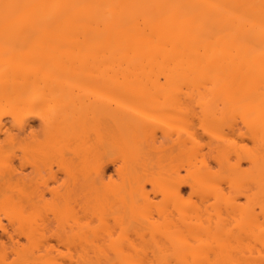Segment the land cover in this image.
I'll return each mask as SVG.
<instances>
[{
  "label": "bare ground",
  "instance_id": "1",
  "mask_svg": "<svg viewBox=\"0 0 264 264\" xmlns=\"http://www.w3.org/2000/svg\"><path fill=\"white\" fill-rule=\"evenodd\" d=\"M4 157L0 264H264V0H0Z\"/></svg>",
  "mask_w": 264,
  "mask_h": 264
},
{
  "label": "rangeland",
  "instance_id": "2",
  "mask_svg": "<svg viewBox=\"0 0 264 264\" xmlns=\"http://www.w3.org/2000/svg\"><path fill=\"white\" fill-rule=\"evenodd\" d=\"M151 19H152V18H151ZM93 91H94V90H93ZM93 91H90V90L87 91V90H85L84 92H79V94H81V95L84 94L86 97H87V96L92 97V96L95 95L94 93H97V92H93ZM76 93H77V92H76ZM153 113H154V112H152V115H153ZM30 115H31V117H32V118H31V119H32V123H34V124L37 123V120H36L35 117L33 116L34 113H33V114H30ZM154 115H155L156 117H159V116L156 115L155 113H154ZM154 119H156V118H154ZM157 119H158V118H157ZM163 119H164V121H166V122H164V123H161V122H160L161 124L158 123V125H157L158 127H157V130H156V131H158V133H160V131H161L160 127H163L164 125H165V127H166V126H168V124H172L173 122H175V120H171V121H172V122H171V121H167V120H166L167 118H162V120H163ZM237 120H238V119H237ZM155 121H156V120H155ZM157 122H158V121H157ZM238 122H240V121H238ZM175 123H176V122H175ZM175 123H173V124H175ZM162 124H163V125H162ZM173 124H172V125H173ZM160 125H162V126H160ZM239 125H240V123H239ZM168 127H170V126H168ZM155 128H156V127H155ZM158 128H159L160 130H158ZM166 128H167V127H166ZM164 129H165V128H164ZM168 129H169V128H168ZM172 129H173V128H172ZM199 130H201V129L199 128ZM199 130H198V132H199L198 136H200V140H201V142L204 143V142L207 140V138H206L207 136L205 137V134L203 135L202 130H201V131H199ZM225 131H226V130H225ZM201 132H202V133H201ZM201 138H202V139H201ZM41 139H43V137H41ZM43 140H44V139H43ZM43 140H42V141H43ZM45 142H46V141H45ZM248 142H249V141H248ZM248 142H247V143H248ZM250 142H251V141H250ZM250 142H249V143H250ZM249 143H248L247 145H249ZM42 144H43V143H42ZM42 144H41V145H42ZM45 144H46V143H45ZM250 144H251V147H252V146H253V143H250ZM41 147H44V146H41ZM37 148H38V147H37ZM39 148H40V147H39ZM160 148H161V147H160ZM160 148H159V149H160ZM244 148L247 149L246 144H245ZM252 148H253V147H252ZM159 149H157V150L155 149V150H154L155 153L152 152V153H153V156H154V157L152 158V163H153L154 161L157 160V159H155V155L158 154V153L160 154V152H162V151H160ZM37 150H38V149H37ZM161 150H162V148H161ZM200 150H201V149H200ZM200 150L198 149V151H200ZM156 151H157V152H156ZM158 151H159V152H158ZM201 151H202L203 153H208V154H209V152H210L206 146H204V147L202 148ZM202 152H201V153H202ZM215 152H216V151H215ZM215 152H214V150H213L212 152H210V155H211V153H215ZM243 152H244V154H245V151H243ZM194 153H197V152H194ZM5 154H6V153H5ZM159 154L156 155V158H157V156H160V155H161V154H160V155H159ZM190 154H191V153H190ZM208 154H205V156L208 155ZM198 155H199V154H198ZM212 155H213V154H212ZM241 155L244 156L243 154H241ZM4 156H5V155H4ZM186 156H188V155H186ZM200 156H202V154H201ZM200 156H199V157H200ZM197 157H198V156H197ZM199 157H198V158H199ZM207 157H208V158L211 157L208 161L212 162V165L215 167L216 164L214 165V159L212 158V156H210V157L207 156ZM232 157H235V156L233 155ZM232 157L230 158V159H231V160H230L231 162H232V160H235V158H237V157H235V158H232ZM160 158H161V157H160ZM200 158H201V157H200ZM208 158H207V159H208ZM6 159H7V158L4 157V159H3V160L0 159V161H2L3 164H4ZM56 159L59 160L58 158H56ZM158 159H159V157H158ZM186 159H187V158H186ZM188 159H189V157H188ZM192 160H195V156H194V158H193ZM243 160H244V159H243ZM196 161H198V160H196ZM53 162H55V161H53ZM58 162L60 163V161H58ZM233 162H234V161H233ZM246 162H248V161H246ZM246 162H244V161L242 162V161H241L243 167H247V166L249 165V164L246 163ZM55 163H56V164H59V163H57V162H55ZM55 163H53L52 166H53L54 168H53V167H52V168H53V170H58L59 167H57V165H56ZM154 163H155V162H154ZM156 163H157V161H156ZM3 164H0V165H3ZM50 164H51V162H50ZM59 165H60V164H59ZM153 167H154V165H153ZM214 167H212V168L214 169ZM216 167H217L218 170L220 169V168H218V166H216ZM243 167H242V168H243ZM40 169H41V173L44 174L43 177H41V176H36V172H37L36 167H35V168H32V167L30 166V164L26 166L25 171H26V172H32V174L35 176V178H34V180H33L34 183H36L37 186H38L42 191L45 190V194H44V198H45V200L42 201V202L40 203L41 206L38 207L37 210H34V209H33V210H32L33 212L31 211V213L29 212V213H30V217H31V219L34 218V219H36L37 221L42 222V220H45V218H46L47 216H49V217L51 216L50 209L52 208V204H51V202H50V198H51L52 195H51L50 192H48L46 189L51 188L52 186H56V185H58L61 181H58L57 178H56V179H53V177H52L53 172H52V171H51V172H50V170H49V172L46 171L47 169L45 170V167H44V168H40ZM224 169L226 170V168H224ZM215 170H216V169H215ZM215 170H214V171H215ZM222 171H224L223 168L221 169V171L216 172V176H220L221 173L224 174V172H225V174H226V171H227V170L224 171V172H222ZM181 172H182V173H185L184 169L181 170ZM227 172H228V171H227ZM59 173H61L60 176H62V171L58 172V174H59ZM214 173H215V172H214ZM217 173H219V175H218ZM223 174H222V175H223ZM211 175H214V174H211ZM58 177H59V176H58ZM59 180H60V178H59ZM32 183H33V182H32ZM45 187H48V188H45ZM169 187L171 188V186H169ZM169 187H168V189H169ZM59 188H61V187H59ZM189 188H190V187H188V186L185 188V190H186L185 194L187 193V195H188V193H189ZM227 188H228V187L226 186L225 189H223V192H224V190L228 191ZM229 189H231V188H229ZM233 189H234V188H233ZM226 191L224 192V197L226 196V195H225V194H226ZM236 191H237V190H236ZM231 192L234 193L235 191L231 190ZM231 192H230V193H231ZM227 193H228V192H227ZM233 193L230 194V195L232 196V195L236 194V193H234V194H233ZM238 193H239V191H238ZM219 195H220V194H219ZM221 195H223V193H221ZM230 195H229V197H231ZM240 195H241V194H240ZM240 195H239V194H238V195L236 194L235 197H232V198H235V199H234L235 202L238 200L237 203H240V202H241V203H244V202H243V201H244V198H243V197H245V196H243V195L240 196ZM236 196L239 197L237 200H236V198H237ZM218 197H221V196H218ZM232 198H231V199H232ZM220 199H221V198H220ZM220 199H219V200H220ZM225 199H226V198H225ZM228 199H229V198H228ZM213 200H214V199H213ZM213 200H211V202H212ZM217 201H218V200H217ZM222 202H223V200H221V203H222ZM227 202H228V204H229V201H227ZM230 202H233V201L231 200ZM218 203H219V202H218ZM219 205H220L221 207L224 206V215H225V210H226L225 206H226V205L224 204V202H223V205L220 204V203H219ZM219 205H218V207H219L220 209H222ZM219 208H218V209H219ZM257 208H258V210L261 209L260 207H257ZM152 209L154 210V207H152ZM220 209H219L220 213L223 214V211L220 210ZM260 212H261V210H260ZM262 212H263V213H261V214L264 215V209L262 210ZM61 214H62V216H65V217H66V216L69 215V214L71 215V211H69V209H68V210H64V211L62 210V211L60 212V215H59L60 217H61ZM261 214H260V220H261V216H262ZM154 215H155L154 217L157 218V215H156V214H154ZM219 216H220V215H219ZM222 216H223V215H222ZM60 217H59V218H60ZM65 217H64V218H65ZM227 217H229V216H227ZM227 217L225 218V216H224L223 219H224V220H225V219H228ZM263 217H264V216H263ZM263 217H262V218H263ZM61 218H62V217H61ZM62 219H63V218H62ZM218 219L221 220L219 217H218ZM223 219H222V220H223ZM4 220H5V219H4ZM160 220H161V219H160ZM228 220H229L230 222H229ZM228 220H225V221H226L225 228H220V229H219V231H220L219 233H220V234L218 233V235H217V237H218L219 239L216 238V240H222L220 237H224L223 234H226V230H225V229H227L228 226H229L230 224H232V222H231V218L228 219ZM262 220H263V219H262ZM225 221H223V222H225ZM227 221H228V223H227ZM154 222H156V221H154ZM220 222H221V221H220ZM228 224H229V225H228ZM153 225H154V224H153ZM161 225H162V222H161ZM227 225H228V226H227ZM157 227H160V223H159V221L155 223V225H154L153 228L156 229ZM226 227H227V228H226ZM229 227H230V226H229ZM231 227H232V226H231ZM233 227H234V226H233ZM229 229H230V228H229ZM235 229H237V228H235ZM222 230H223V231L225 230V231H224V233H223L222 236H221V233L223 232ZM227 230H228V229H227ZM153 231H155V230H152V232H153ZM234 231H235V230H234ZM227 232H228V231H227ZM236 232H237V231H236ZM230 233H233V232H231V230H230ZM228 235H229V232L226 234V238H227V237H228V238H227V239L223 238V240H222V245H223L224 243H226L225 240H228V239H229V241L231 242V239H232V238L230 239L229 236H232V234H230L229 236H228ZM147 237H148V236H147ZM146 239H147V238H146ZM153 239H154V238H153ZM153 239H152V240H153ZM240 241H241V245H242V246H245V245L248 243L247 235L242 236ZM137 242H138V241H137ZM153 242H154V241H152V244H153ZM215 242H216V241H215ZM215 242H214V243H215ZM219 242H221V241H219ZM230 242L227 243V245L230 244ZM252 242H253V241H252ZM23 243H25V244L27 245V241H26V239H23ZM143 243H144V242H143ZM254 243H255V241H254ZM140 244H141V247H142V243H140ZM145 244H146V245H147V244L149 245V242H148V243L145 242V243L143 244L144 248L147 247ZM138 245H139V243H138ZM220 245H221V243H220ZM220 245H219V243H218V245H216V248H217V247L220 248ZM222 245H221V248H223ZM225 245H226V244H225ZM253 245H254V244H253ZM256 245L260 247V243L258 244V242H257ZM255 247H256V246H255ZM262 247H263V246H262ZM262 247H261L260 250H262ZM252 249H253V248H252ZM253 250H254V249H253ZM254 251H255V250H254ZM256 251H257V249H256ZM260 252H263V250L260 251ZM263 253H264V252H263ZM252 255L257 256L258 253L253 252ZM262 257H263V256H262ZM253 260L255 261V259H253ZM260 260L262 261V259H260ZM260 260H259V261H260ZM250 261H252V260H249V259H248V260H247V259H238L236 262H237V264H252V262H250ZM262 262H263V261H262ZM254 263H255V262H254ZM254 263H253V264H254ZM257 263H258V260H257Z\"/></svg>",
  "mask_w": 264,
  "mask_h": 264
}]
</instances>
